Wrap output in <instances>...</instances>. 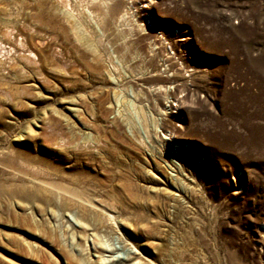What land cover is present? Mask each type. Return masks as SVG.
<instances>
[{"label": "rangeland", "instance_id": "obj_1", "mask_svg": "<svg viewBox=\"0 0 264 264\" xmlns=\"http://www.w3.org/2000/svg\"><path fill=\"white\" fill-rule=\"evenodd\" d=\"M0 264H264V0H0Z\"/></svg>", "mask_w": 264, "mask_h": 264}, {"label": "bare ground", "instance_id": "obj_2", "mask_svg": "<svg viewBox=\"0 0 264 264\" xmlns=\"http://www.w3.org/2000/svg\"><path fill=\"white\" fill-rule=\"evenodd\" d=\"M58 2H63V3H67V0H57ZM163 89V88H162ZM165 91V90H164ZM167 91V90H166ZM166 93V92H165ZM38 182L40 184H46V185H51L49 183H46L45 181L41 180V179H37ZM49 187H54L56 188L57 190H62L64 192V194L66 196H69L68 198H72V199H76L77 201H80V202H83V203H89L91 204V202H89V200H87L83 193L77 189V188H72V187H68V188H63V187H57V186H49ZM74 187V186H73ZM50 189V188H49ZM53 190V189H52ZM92 205V204H91ZM87 206V205H86ZM86 208V207H85ZM88 208V207H87ZM90 208V207H89Z\"/></svg>", "mask_w": 264, "mask_h": 264}]
</instances>
